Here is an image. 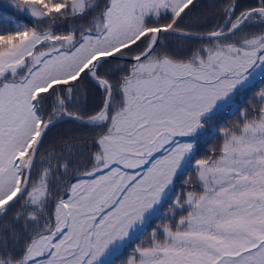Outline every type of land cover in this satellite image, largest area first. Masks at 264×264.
<instances>
[{"label": "snow or ice", "instance_id": "obj_1", "mask_svg": "<svg viewBox=\"0 0 264 264\" xmlns=\"http://www.w3.org/2000/svg\"><path fill=\"white\" fill-rule=\"evenodd\" d=\"M0 264H264V0H6Z\"/></svg>", "mask_w": 264, "mask_h": 264}, {"label": "trees", "instance_id": "obj_2", "mask_svg": "<svg viewBox=\"0 0 264 264\" xmlns=\"http://www.w3.org/2000/svg\"><path fill=\"white\" fill-rule=\"evenodd\" d=\"M6 2V0H0V13L4 14V15H11L10 12H4L2 5Z\"/></svg>", "mask_w": 264, "mask_h": 264}]
</instances>
